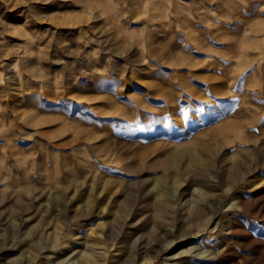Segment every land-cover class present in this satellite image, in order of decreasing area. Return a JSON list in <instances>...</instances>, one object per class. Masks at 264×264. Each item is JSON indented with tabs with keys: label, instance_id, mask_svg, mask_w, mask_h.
I'll return each instance as SVG.
<instances>
[{
	"label": "rangeland",
	"instance_id": "374dc122",
	"mask_svg": "<svg viewBox=\"0 0 264 264\" xmlns=\"http://www.w3.org/2000/svg\"><path fill=\"white\" fill-rule=\"evenodd\" d=\"M203 177L242 205L212 259L180 256ZM85 245L264 264V0H0V264Z\"/></svg>",
	"mask_w": 264,
	"mask_h": 264
},
{
	"label": "bare ground",
	"instance_id": "6f19581e",
	"mask_svg": "<svg viewBox=\"0 0 264 264\" xmlns=\"http://www.w3.org/2000/svg\"><path fill=\"white\" fill-rule=\"evenodd\" d=\"M183 155L182 151L176 153L177 157ZM196 158V157H194ZM195 162V160H194ZM173 165L174 162L168 163ZM240 179V178H239ZM215 187V183H208V181L203 177L199 181V185H196L195 188L191 190V198L194 203H202L207 211L202 210V212L197 213L196 215L190 212L185 213L187 218L191 219L196 223V230L190 232H184V236L196 237L198 231L203 230L206 235L207 243L203 245L200 243L193 244L190 249H184L180 252V256H187L188 254L195 258L203 259H212L217 257L219 254L225 252L229 249L228 241L222 236L228 235L231 233L233 224L237 220L236 217L238 213L242 210V205L239 202V185L235 184L231 189H235L233 195H228L225 199L222 197V194L214 193L211 189ZM183 195H181L178 200H181ZM180 202V201H179ZM167 203V202H166ZM184 206V204H182ZM193 206V205H192ZM247 236L249 238H247ZM245 240L250 242H257L253 236L247 235ZM211 238V241L209 240ZM259 245V244H256ZM71 248L67 247L66 252L70 251ZM264 252V245L262 247ZM179 255V254H178ZM179 261L174 262L175 264H182V260L176 257ZM108 257L106 256V250L101 247H91L90 245H85L84 249H80V263L79 264H113L107 261ZM175 260V259H174ZM260 261L264 262V255L259 257ZM76 260H71L66 264H74ZM232 264V263H231Z\"/></svg>",
	"mask_w": 264,
	"mask_h": 264
}]
</instances>
